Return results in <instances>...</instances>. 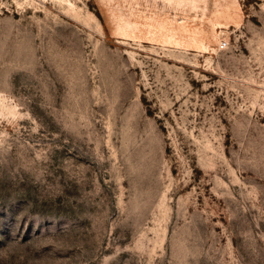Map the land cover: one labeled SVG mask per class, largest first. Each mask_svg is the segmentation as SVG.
<instances>
[{"label":"rangeland","instance_id":"obj_1","mask_svg":"<svg viewBox=\"0 0 264 264\" xmlns=\"http://www.w3.org/2000/svg\"><path fill=\"white\" fill-rule=\"evenodd\" d=\"M0 264H264V0H0Z\"/></svg>","mask_w":264,"mask_h":264},{"label":"built area","instance_id":"obj_2","mask_svg":"<svg viewBox=\"0 0 264 264\" xmlns=\"http://www.w3.org/2000/svg\"><path fill=\"white\" fill-rule=\"evenodd\" d=\"M219 45H220V47H224V46L226 45V41H221V42L219 43Z\"/></svg>","mask_w":264,"mask_h":264}]
</instances>
